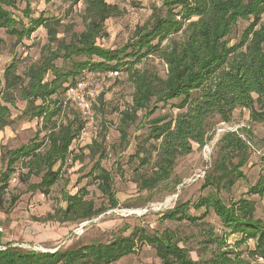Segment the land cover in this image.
Returning a JSON list of instances; mask_svg holds the SVG:
<instances>
[{
    "label": "trees",
    "instance_id": "obj_1",
    "mask_svg": "<svg viewBox=\"0 0 264 264\" xmlns=\"http://www.w3.org/2000/svg\"><path fill=\"white\" fill-rule=\"evenodd\" d=\"M30 1L0 0V31L15 45L29 40L40 28L47 34L39 59L25 66L22 73L13 55L2 64L4 39L0 37V131L17 121L38 119L46 134L5 151L0 158V208L18 162L29 175L39 178L30 187L33 192L46 195L58 181L60 167L70 158L72 146L88 122L66 99V93L93 77L106 80L124 74L133 88L130 103L120 112L121 144H128L127 131L138 113L146 119L167 106L178 111L174 116L168 113L147 121L134 153L137 158L145 153L134 170L138 191L149 193L171 180L178 159L191 154L195 146L203 148L215 126L232 124L247 112L251 123L264 127V0H160L151 19L118 48L100 44L107 37L105 22L119 14L110 0H69L71 8L82 5L84 29L76 33L73 26L64 27L62 32L70 33L68 42L65 36L57 37L61 21L45 17L43 11L34 15ZM20 2L25 4L23 9L18 7ZM152 59L165 67L164 77L150 65ZM111 73L117 76L108 77ZM17 99L24 108L13 117L11 108ZM95 99L98 97L91 102L92 114ZM245 131L225 132L215 143L212 164L201 178V194L196 200H178L161 214V221L201 224L203 250L215 248L209 258L197 254L195 260L183 246L186 239H179L173 230L124 225L109 240H76L54 252L7 242L0 249V264H114L143 246L154 250L160 264H250V259L264 263V216H256L254 199L264 198V156L259 159L256 180L248 182L244 169L252 165L250 145L243 139ZM145 143H151V149H144ZM85 149L91 157L98 156L86 176L97 182L108 208H115L118 199L112 174L101 165L106 158L104 146L93 141ZM151 151L155 154L152 163ZM145 166H149L148 173L141 171ZM239 182L245 183V193L237 198L228 196ZM180 183L175 180L171 192ZM87 196L83 187L73 194L64 193L65 206L44 221L78 227L92 222L105 209L96 208ZM210 213L218 221L219 233L205 221ZM248 242L253 246L248 247Z\"/></svg>",
    "mask_w": 264,
    "mask_h": 264
},
{
    "label": "rangeland",
    "instance_id": "obj_2",
    "mask_svg": "<svg viewBox=\"0 0 264 264\" xmlns=\"http://www.w3.org/2000/svg\"><path fill=\"white\" fill-rule=\"evenodd\" d=\"M110 1L117 5L119 14L105 22L107 37L102 39L100 44L106 48H118L125 45L134 30L151 19L154 8L160 7V0ZM70 4L69 0H31L30 9L34 15L43 11L45 17L59 19L63 27H59L60 33L57 37L65 36L66 42H68L70 33L62 32L64 27L73 26L72 31L76 33L84 29L80 17L82 5L78 4L71 8ZM18 7L23 9L25 4L20 2ZM0 37L4 39L2 64L9 62L10 56L13 55L17 61L19 73H22L30 62L39 59L43 46L47 44V34L43 28L31 35L29 40H24L21 45H15L14 40L5 35L3 31H0ZM150 65L161 77L165 76V67L159 60L152 59ZM1 76L0 72V78ZM87 82L90 84L89 88L98 97L93 103V124L86 127L87 136L76 140L72 146L70 158L59 169L58 181L46 195L30 190L32 185L39 182V178L29 175L21 162L15 165L16 171L11 176L8 188L2 197L0 243L11 242L12 246L28 247L24 249L33 250L35 247H40L53 252L58 248L68 247L76 240L80 242L97 239L109 240L112 233L124 225H128L131 228L134 226L143 227L149 231H161L165 228L173 230L179 239H186V244L184 243L183 246L187 247L195 260L198 259L197 254H200L203 259L209 258L215 248L209 246L203 250V245L200 242L204 237L201 224L161 221V214L167 209L173 208L178 200L193 202L201 194L199 188L202 180L195 181L194 179L201 172L210 170L212 147L214 148L221 135L230 130L246 129L243 139L247 140L250 145L249 164L252 166L245 168L244 172L249 177L250 181L248 182L253 183L260 171L259 159L264 156V127L258 123H251L247 112L242 116H237L232 124L215 126L205 144L210 149V155L205 150V146L203 148L195 146L191 154L178 159L171 180L164 182L149 193L138 191L135 182L137 176L134 170L139 168V159L143 158L145 153H141L140 158L134 157V153L141 145L142 137L148 127L147 121L168 113H172L174 116L178 111L167 106L146 119H143V113H138L137 119L127 131L128 144L124 145L120 143V112L130 103L133 92L126 75L121 74L119 78L106 80L93 77ZM23 108L24 103L17 99L14 108H11L12 116L19 115ZM6 129L11 132V135L0 140V158L5 151L18 148L36 137L43 139L46 134L42 121L38 119L17 121ZM93 141L101 143L105 148L106 158L101 161V165L112 174L113 189L118 199V205L115 208H108L105 198L97 189V182L92 177L86 176L93 161L98 157L97 155L91 157L89 151L85 149ZM151 143H145L142 147L149 149ZM151 153L150 163L155 157L152 151ZM148 167H143L141 171L148 173ZM56 170H58L57 166L54 167V171ZM175 180H180L181 183L175 188V191L171 192L170 188L174 185ZM82 187L88 191L86 199L92 200L96 208L105 209L91 223L83 226V229L86 227L84 232L75 235L73 232L78 228V225L75 224L44 221L48 214H53L54 211L65 206L62 200L64 193L73 194ZM245 191V183L239 182L229 195L223 193V196L237 198ZM254 199L257 204L256 216L263 217L264 198ZM190 212L195 215L199 214L192 209ZM5 219L7 220L5 221ZM205 221L214 227L216 233L220 232L218 221L213 214L210 213ZM232 242L233 240L230 238L228 243L232 245ZM247 246L252 247L253 242H248ZM249 261L250 264H264L260 260L250 259ZM114 264H160V262L152 248L143 246L133 255Z\"/></svg>",
    "mask_w": 264,
    "mask_h": 264
},
{
    "label": "built area",
    "instance_id": "obj_3",
    "mask_svg": "<svg viewBox=\"0 0 264 264\" xmlns=\"http://www.w3.org/2000/svg\"><path fill=\"white\" fill-rule=\"evenodd\" d=\"M116 76H117V73H111L108 75V77H116ZM89 87H90V84L87 81H82L79 84H77L75 87L69 89L66 93V99L69 100L79 110V112L88 120L87 126H91L93 124V114H92L91 102L96 96L95 92L92 91ZM220 125H224V124H220ZM230 131H233V130H230ZM85 136H86V130H84L81 133L80 138H84ZM205 150H207V153H209L210 155V149L207 145L205 146ZM204 174L205 172H201L200 174L196 175V179L194 180L196 181L198 179L203 178ZM84 225L85 224L80 225L77 229H75L73 233L75 235H80L83 232ZM23 248H28V247H23ZM0 249H4V247H0ZM33 250L44 251L40 247H35Z\"/></svg>",
    "mask_w": 264,
    "mask_h": 264
},
{
    "label": "crops",
    "instance_id": "obj_4",
    "mask_svg": "<svg viewBox=\"0 0 264 264\" xmlns=\"http://www.w3.org/2000/svg\"><path fill=\"white\" fill-rule=\"evenodd\" d=\"M11 135V132L9 131V130H7V129H5V130H3V131H0V140L2 139V138H8L9 136ZM7 243V242H6ZM5 244V242H1L0 243V247L2 246V245H4Z\"/></svg>",
    "mask_w": 264,
    "mask_h": 264
},
{
    "label": "water",
    "instance_id": "obj_5",
    "mask_svg": "<svg viewBox=\"0 0 264 264\" xmlns=\"http://www.w3.org/2000/svg\"><path fill=\"white\" fill-rule=\"evenodd\" d=\"M89 223H91V222L86 223L85 226H86L87 224H89ZM53 252H54V251H53Z\"/></svg>",
    "mask_w": 264,
    "mask_h": 264
}]
</instances>
